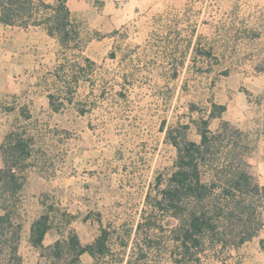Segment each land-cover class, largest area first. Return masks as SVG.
I'll return each instance as SVG.
<instances>
[{
	"label": "rangeland",
	"instance_id": "rangeland-1",
	"mask_svg": "<svg viewBox=\"0 0 264 264\" xmlns=\"http://www.w3.org/2000/svg\"><path fill=\"white\" fill-rule=\"evenodd\" d=\"M66 4L68 38L48 44L49 70L0 90L4 136H33L9 209L19 240L22 228L47 214L44 246L70 231L82 244L106 231L110 250L96 264H252L254 249L264 247V189L253 201L258 229L238 250L208 242L180 250L175 221L154 210L151 199L158 178L162 186L173 170L176 149L167 132L185 130L199 142L197 124L213 104L225 110L209 118L208 129L217 133L227 124L222 144L238 145L245 169L264 187V0ZM27 239L20 249L18 241L17 253ZM36 250L38 264H50L48 251ZM89 256L78 264H93Z\"/></svg>",
	"mask_w": 264,
	"mask_h": 264
},
{
	"label": "trees",
	"instance_id": "trees-1",
	"mask_svg": "<svg viewBox=\"0 0 264 264\" xmlns=\"http://www.w3.org/2000/svg\"><path fill=\"white\" fill-rule=\"evenodd\" d=\"M0 21L22 28L42 25L49 35L57 36L61 42L68 38L71 24L66 0H56L54 5L44 0H0ZM48 98L51 108L57 110L52 95L48 94ZM224 110V105L213 104L207 118H201L197 124L199 142L189 140L185 130L178 134L171 130L167 132L168 140L176 149L173 170L162 186H159L158 178L152 199L150 193L146 196L147 202L153 201L154 210L169 213L175 221L171 230L173 241L184 252L192 247L201 249L207 242L238 247L251 239L259 226L254 217L253 201L264 187L261 188L245 169L243 152L238 145L222 144L221 132L227 131V124L222 123L217 133L208 129L209 118ZM32 140L33 136L24 138V132L12 130L0 145L3 157L0 168V264H21L22 261L17 253L20 224L13 223L9 209L22 187L16 173L22 167L20 159L30 153ZM145 223L147 229L152 228L151 218ZM49 228L47 214L40 215L31 223L29 242L42 252L48 251L46 256L52 259L50 264H57L54 261L64 255L69 260L61 264H78L83 253L89 254L96 264L110 250L104 229L87 244H82L78 235L70 231L66 238L44 246L42 240Z\"/></svg>",
	"mask_w": 264,
	"mask_h": 264
},
{
	"label": "crops",
	"instance_id": "crops-1",
	"mask_svg": "<svg viewBox=\"0 0 264 264\" xmlns=\"http://www.w3.org/2000/svg\"><path fill=\"white\" fill-rule=\"evenodd\" d=\"M45 1V0H44ZM49 4L54 5L56 0H50ZM46 2V1H45ZM58 37L49 35L42 25L30 26L22 28L15 25H6L0 21V90L3 89H18L23 75L27 74L31 83L35 80V75L38 73H46L49 68H46L47 59L46 52L50 42L58 44ZM44 53V54H43ZM55 63L58 62V52H53ZM4 133L0 127V144L3 142ZM3 166L2 155L0 153V168ZM32 223V222H31ZM30 225L25 230L22 228L21 238H28L30 235ZM24 235V237H23ZM49 231H47L42 240V244L48 243ZM19 240V249L20 243ZM245 241L238 248L245 246ZM25 250L22 252L18 249V254L22 257L21 264H38L39 252L31 245L29 239ZM254 257L252 264H264V247L254 249ZM89 255L83 253L80 260L87 258ZM90 257V256H89Z\"/></svg>",
	"mask_w": 264,
	"mask_h": 264
}]
</instances>
